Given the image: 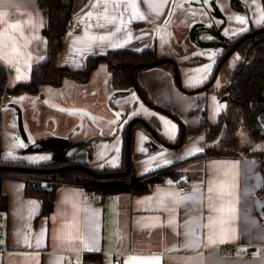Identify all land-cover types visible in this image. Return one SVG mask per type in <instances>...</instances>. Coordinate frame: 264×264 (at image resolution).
<instances>
[{
	"label": "crops",
	"instance_id": "crops-1",
	"mask_svg": "<svg viewBox=\"0 0 264 264\" xmlns=\"http://www.w3.org/2000/svg\"><path fill=\"white\" fill-rule=\"evenodd\" d=\"M42 1L0 0V63L7 68L15 67L6 72V88L29 81L33 64L47 55L49 12ZM188 1L192 5H203H198L199 0ZM60 2L71 4L72 21L63 33L65 36L62 35L63 47L56 54L55 63L71 69H83L89 58L123 48L137 53L152 50L159 57L186 62V53L192 52L193 31L200 26L209 31L212 22L217 24L218 12H223L222 6L205 9L203 11L210 16L213 13L212 22L210 18V22L190 25V28L177 22L172 29L169 27L172 25L171 16L178 8L174 5L175 0ZM184 3L185 0H180V4ZM74 24L80 25L78 32L71 30L70 26ZM167 40L176 48L168 49ZM99 64L85 81L98 73ZM159 65L138 67L136 72L135 78L142 85L147 99L176 114L185 115L191 107L200 109L197 105L202 100L200 94L193 96L180 91L172 73ZM107 68L110 71L108 65ZM191 71L185 68L182 73L180 70L182 80L183 76L190 78ZM106 81H109L110 90H103L104 93L98 86L82 91V97L101 93V103L109 100L108 106L116 111L119 120H116L113 132V152H116L117 160L98 170H119L131 118L134 121L130 153L135 175L168 166L172 162L170 151L165 149L168 146L161 143L162 139L155 138L145 125L148 123L158 134L155 126L161 121L155 114L158 112H149L147 119L142 112L147 110L139 104L140 101L146 103L133 86L116 89L111 71ZM68 96L72 103L73 95ZM98 97L81 103L92 105L99 100ZM75 104L74 107L72 104L65 106L67 110H88L80 103ZM132 105L138 106L139 110L130 113ZM186 119V125L194 128L202 118ZM104 136V133L95 135L87 130L83 137L67 138L69 143L66 146L74 142L86 143L74 154L78 152V159L81 154L89 155L86 159L91 165L89 161L99 145L97 143L95 147L94 141L99 142ZM0 142L2 159L8 163H20L18 158L5 156L1 137ZM205 145V131L191 134L181 148L179 160L197 156L198 159L191 161L195 162L192 169L177 170L175 177L153 182L147 189L121 186L88 191L81 185L60 184L54 188L52 201L45 205L41 198L26 194L24 180L4 177L0 190L7 204L6 213L0 218V264H71L70 257L79 258L80 252L86 257H95L93 259L99 264H111L114 258H118L120 264H264V177L260 159L243 153L202 157ZM66 146L62 148L65 155ZM183 180H191L192 184L180 190L178 184ZM41 187L51 189L52 185L43 181ZM90 192L99 196L88 197ZM225 245H231L234 254H223Z\"/></svg>",
	"mask_w": 264,
	"mask_h": 264
},
{
	"label": "rangeland",
	"instance_id": "rangeland-1",
	"mask_svg": "<svg viewBox=\"0 0 264 264\" xmlns=\"http://www.w3.org/2000/svg\"><path fill=\"white\" fill-rule=\"evenodd\" d=\"M249 3L250 5H252V8L242 11V9L239 10L238 8H234L231 0H199L198 5L203 4L202 6H197V4L192 5L188 0H185L184 5H182L180 4V0H175L174 5H176V8H178L177 10L175 9L174 14L172 15L174 17L171 16L172 25H170L169 27L172 29L175 28V24L178 22L179 24H187V28H190V25L193 26L210 22V18L212 22L213 13H211L210 16L203 10L210 8L212 9L217 6L219 8L220 6H222L223 11H225L226 13L222 12L223 14H220V17L224 16L227 18V20L222 21L218 17L217 26H221L223 28L222 33L225 36H232L235 33L246 29V27L248 26L247 16L249 15V13L256 10L260 11L261 5H263L262 0H250ZM237 17L244 18L245 23L241 24L237 20ZM251 19L256 24L261 22V18H259V15H257V17L253 16ZM212 23L216 24V22ZM203 37L208 39L209 35L203 34ZM191 40L193 41V39ZM192 45L193 47L190 51H192L191 53L194 54L193 61H199L197 65H201V63L203 64L206 57L208 59L212 58L211 55H213L214 53L212 54L209 45L205 46V48L203 47V49H200V47H198L196 43ZM166 46L171 50L173 49L171 47H175V45H171V42L169 40H167ZM179 64L182 73H184L182 62L180 61ZM202 68L204 69L205 65ZM203 71L204 70L202 69L196 68L190 78H188L189 76H183L182 84L190 89L199 88L201 86V83L207 77L206 72H204L203 74L201 73ZM109 73L110 71L107 68L106 62L102 61L99 64L98 73H95L94 77H91L89 81H75L71 78H65L61 85H52L49 83H46L44 85L42 84L37 94L21 92L19 94H15L11 99L7 98L5 102H2L0 104V137L5 144V156L9 158H18L20 160V163L42 164L58 157L59 152H62L61 149L66 146L67 138H79V136L83 137L85 136V131L89 130L91 133L93 131L95 135L97 133L106 134V136H104L101 141H94L95 147L97 146V143L99 145L97 147V151H95V156L89 161L91 165L95 169H98L101 168L102 165L112 164L115 159L117 160V157L115 156L116 152H113V147L115 148V146H113V132L115 130V127L117 126L116 120H118L116 111H112L110 106H108L109 100L107 101V103H101L102 100H100V98L103 96L101 93H99V95H96L95 93H89L88 96L82 97L84 95V93H82L84 89L90 90L95 86L102 88L101 90L103 93L105 90H110V86L108 84L109 81H106L107 77H109ZM196 81H200V84H195ZM220 82L221 80L220 78H218L213 86L215 87V85H219ZM69 94L73 95V101H75L76 103H80L82 107H85L88 110H67L65 104H72L73 107L76 106L75 102L72 101L71 103V100L68 101ZM199 94L202 98V100H200L201 102L197 103V105L200 106V109L191 107L189 111L185 112V115L177 112V117L182 119L184 122L185 119L189 117H196L197 119L207 117L210 121L218 123L220 121L222 109L226 106V101L223 99V96L220 97L215 91H212L211 88H205L191 95L196 96ZM97 96H99V100L92 102V105L86 106L87 104L81 103V101L87 102L90 101L91 98ZM124 100H126V98ZM139 104H141V106H143L147 110V113L142 111L143 115L147 119H149V112H158L155 113L157 114L159 119H161V121L155 124L158 134L162 135V140L169 143H176L179 135V122L176 119L171 118L164 111H154L150 107H147V105L141 101ZM18 106L20 107V110L22 112V119L26 136H24L19 130ZM77 106L80 105L77 104ZM138 110V106L132 105L130 113ZM72 113H77L79 115H72ZM130 113L127 114L130 115ZM132 119L133 118H131V120ZM186 121H188V119H186ZM173 125L175 126L174 135L171 134ZM236 133L238 134V142L240 146L248 145L251 142L247 135V132L241 127H237ZM45 135H52L50 137L60 139L62 138L64 140L62 143L57 145L40 148L33 147L34 143L37 141V138H44L46 137ZM92 137L93 139H95L94 136ZM190 137L191 134L186 132L185 140L181 146L175 148L165 147V149L169 150L171 154L170 159L172 162H170L169 164L176 162L180 163L178 170H181V172L190 171L192 169V166L195 164V162L192 163L191 161H193L194 159H198V157L191 155L188 158L185 157V159L181 158L182 160H179V157L182 154L181 148ZM200 144L203 147L204 143L201 142ZM40 157H47V159H39ZM184 161H188V163H183ZM1 224L2 221H0V225Z\"/></svg>",
	"mask_w": 264,
	"mask_h": 264
},
{
	"label": "trees",
	"instance_id": "trees-1",
	"mask_svg": "<svg viewBox=\"0 0 264 264\" xmlns=\"http://www.w3.org/2000/svg\"><path fill=\"white\" fill-rule=\"evenodd\" d=\"M42 3L49 12L47 55L43 60L33 64L29 81L19 82L12 88H6L7 73L4 66L0 63V95L4 90L12 95L21 92L37 94L40 85L46 83L60 85L64 78L85 81L88 79L91 71L101 61L106 62L111 71L113 86L116 89H126L133 85L129 73L130 67L134 63L152 61L159 57L152 50L137 53L128 48H123L109 51L105 55H97L89 58L83 69H71L67 66H59L55 63V58L58 51L63 47L62 35L72 21L71 4H62L60 0H43ZM255 36H260V34ZM171 66L170 64V68ZM143 92L145 93L144 90ZM260 93H262L264 97V76H259L258 73L250 74L247 84H245L241 77L234 89L235 100L232 102L233 106L223 112L218 123L210 122L208 119L202 118L196 127L187 129V133L189 134L205 131L206 145L202 157L236 155L241 153L257 156L260 159L261 171L264 177V126L260 125L257 120V108L252 109L250 105V101L256 100ZM238 126L247 132L251 141L248 145H239L238 134L236 133ZM61 151L59 155L63 154L62 156L58 155L55 159L42 164H14L8 163L2 159V146L0 142V165L8 166L5 169H0V184L4 177L22 179L26 183V194L28 196L33 195L41 198L46 205L52 201L54 197V188L60 184H77L85 187L88 191L115 189L121 186H136L138 188L147 189L153 182L162 181L167 177H175L178 172V167L180 166V164L176 162L144 175L136 176L131 162L129 173L120 177L122 182L111 186L90 185L89 181L94 179L95 176L82 167L65 168L60 171L52 172L24 171L11 167L12 165H27L54 168L69 164H81L93 168L87 161H79L73 158V156L70 158L65 157L63 149H61ZM125 166L126 161L125 156H123L121 166L118 167V169H125ZM102 171L107 170L103 169ZM43 181H48L47 183L52 185V188H42L41 183ZM6 204V197L0 190V218L6 213Z\"/></svg>",
	"mask_w": 264,
	"mask_h": 264
},
{
	"label": "flooded vegetation",
	"instance_id": "flooded-vegetation-1",
	"mask_svg": "<svg viewBox=\"0 0 264 264\" xmlns=\"http://www.w3.org/2000/svg\"><path fill=\"white\" fill-rule=\"evenodd\" d=\"M249 1L250 0L241 1V5L238 9L239 10L242 9V11H244V10H249L250 8H252V5H250ZM262 2H263V5H261L260 11L256 10L254 12H250L249 15L247 16L248 26L246 27V29H244L238 33H235L232 36H225L222 33L223 28L221 26H217V24H213V26H211V28H209V31L207 30V27H205V26H201V27L197 28V29H201V31L197 34L196 37H194V32L197 29H195L193 31V33H192V37L194 40L193 44L196 43V45H198V47H200V49H203V47L205 48V46L209 45L212 54L214 53L213 55H211L212 58H210V59H208L207 57L205 58V62L203 63L205 65L204 69L202 68L204 66L202 63H201V65L200 64L197 65L199 61H196V60L193 61L194 54L186 53L188 60L186 62L183 61V63H182L184 69L187 68V70H189V71L192 70L194 72V70L197 68V69H202V70H204L203 72L207 73V77L201 83L200 87L206 85L207 82L212 78L221 57L225 54L226 51H228L231 48V46L238 40V38L240 36H242L248 32H251V31H254L256 29L264 27V0H262ZM223 13H226V12L223 11ZM223 13L218 12L217 18L219 17V19H221L222 21H226L227 20L226 17H224V16L220 17V14H223ZM257 15H259V18H261V22H259L258 24L254 23L253 20L251 19L253 16L257 17ZM205 32H209L206 34V35H209L208 39L203 37V34H205ZM200 34H202V35H200ZM257 34H260V36H255ZM159 58H163V57H158L154 60H157ZM154 60H152V61H154ZM144 62H146V61H144ZM170 64L172 65L171 68H170ZM177 64H178V70L180 73V70H181L180 64L178 62H177ZM159 66L166 68L167 70H169V68H170L169 71L173 73L174 68H173V64L171 62L166 60V61L160 63ZM138 70H139L138 68L136 70H134L135 77H136V72ZM255 73H258L259 76H264V30L254 34L252 36L245 37L242 41H240L235 46V48L232 50V52L222 62L221 66L218 70L217 77L214 80V82L210 86L207 87V88H211L212 91H215L220 97L223 96V99L226 101V106L222 109L220 118L226 109L233 106L232 102L235 100L234 89L237 86L239 79L242 77L245 84H247L248 76L250 74H255ZM180 77H181V73H180ZM218 78H220L221 82L219 85H215V87H214L213 85L216 83V80ZM136 82L138 84V87H139L141 93L145 96V98H147L146 94L143 92L142 85L137 80H136ZM181 82H182V77H181ZM132 86L138 92V90L134 86V84ZM261 99H262L263 103L261 102ZM149 101L152 104L156 105L151 100H149ZM250 105H251L252 109L257 108V120H258L260 125H263L264 124V97H263V94L260 93V95H258L256 100H251ZM162 109H164V108H162ZM172 113H174V112L172 111ZM174 114L177 116L176 113H174ZM203 119H208V118L206 117ZM137 121H140V120H137ZM145 125H146V127H148V130L154 135L155 138L161 139V136L156 133V131L152 128V126H150L148 123H146ZM184 128L185 129H184V134H183V142L185 140V134L187 132V129L190 127L188 125H186V123L184 122ZM179 138H180V124H179V135H178V139L176 142L179 141ZM130 141L128 143V152L130 154V168H131ZM83 150H85V149H83ZM126 151H127V139L125 137V146H124V155H123V156H125V161H126ZM77 155H78V152L73 155V158H75L79 161H84V162H86L87 161L86 158L89 157V155H86V156L83 155L82 156V154H81L79 156L80 158L78 159ZM68 158H70V157H68ZM82 158H85L86 160L82 159ZM71 165H74V164H71ZM75 165H79V164H75ZM66 166H70V164L66 165ZM125 169H126V166H125ZM125 169L120 168L118 171H124ZM97 171H99V170L97 169L95 172L96 173H99V172L107 173L105 171H101V169L99 172H97ZM111 172H115V171H111ZM46 182H48V181H46Z\"/></svg>",
	"mask_w": 264,
	"mask_h": 264
},
{
	"label": "water",
	"instance_id": "water-1",
	"mask_svg": "<svg viewBox=\"0 0 264 264\" xmlns=\"http://www.w3.org/2000/svg\"><path fill=\"white\" fill-rule=\"evenodd\" d=\"M232 5L234 6V8H239L240 6L238 5L239 0H231ZM263 28H259L256 29L254 31L248 32L242 36H240L238 38V40L231 46V48L225 52V54L221 57L215 72L212 76V78L207 82L206 85L199 87L197 89H190L185 87L182 82H181V77H180V73L178 70V64L176 62V60L172 57H163V58H159L157 60L154 61H146V62H138V63H134L131 68H130V78L134 84V86L137 88L139 95L141 96V99L144 100V102L149 105L152 108H157V109H162L161 107L155 106L153 105L147 98H145V96L141 93L138 84L136 82L135 79V74H134V70L138 67H144V66H157L160 63L164 62V61H169L173 64V76L176 82V86L178 87V89L180 91H182L185 94H193L196 93L197 91H201L205 88H207L208 86H210L214 80L217 77V73L218 70L222 64V62L226 59V57L232 52V50L235 48V46L242 41L245 37H249L252 36L260 31H263ZM201 31V29H197L194 32V37L197 36V34ZM162 111H164L165 113H167L171 118L176 119L179 124H180V138L179 141L176 143H169L166 142L164 140H161V143L164 144L165 146L171 147V148H175V147H179L183 144V134H184V122L182 119L178 118L174 113L166 110V109H162ZM134 120L130 121L127 125V130H126V139H127V151H126V169L124 171H115V172H107V173H96L93 169L87 167V166H83V165H70V166H62V167H54V168H47V167H36V166H27V165H12L11 167L15 168V169H20V170H24V171H34V172H52V171H60L63 170L65 168H75V167H82L85 170H88L89 172L93 173L95 178L89 181L90 185H94V186H111V185H116L122 182V180L119 178L123 175H126L129 173L130 171V154L128 152V143L130 141L131 138V125L132 122ZM18 126H19V130L20 132L26 136V132L24 129V124H23V119H22V112L20 110V107L18 106ZM264 126V124H263ZM64 139H60V138H55V137H48V138H44V139H40L37 140L33 147L35 148H40V147H48V146H52V145H57L63 142ZM86 143L84 142H74L71 143L70 145L66 146L67 152H66V156L67 157H71L78 149H80L81 147L85 146ZM7 165H0V169H5L7 168Z\"/></svg>",
	"mask_w": 264,
	"mask_h": 264
},
{
	"label": "built area",
	"instance_id": "built-area-1",
	"mask_svg": "<svg viewBox=\"0 0 264 264\" xmlns=\"http://www.w3.org/2000/svg\"><path fill=\"white\" fill-rule=\"evenodd\" d=\"M71 30L72 31H75V32H78L79 29H80V25L79 24H74L72 26H70ZM65 35L63 34V37ZM5 67V66H4ZM15 67L14 66H10V68H7L5 67V70L6 72L8 70H14ZM12 97V94L7 92L6 90H4V92L0 95V102L3 101L5 98H10ZM192 184V181L191 180H183L181 181L179 184H178V188L180 190H184L188 187H190ZM87 196L88 197H98L99 194L98 193H93V192H90V193H87ZM1 231V230H0ZM234 249L231 245H225V249L223 251V254H234ZM80 257L79 258H76V257H70V263L71 264H99L96 260H94L93 258H89V257H86L85 253L84 252H80ZM111 264H120V260L118 258H114L111 262Z\"/></svg>",
	"mask_w": 264,
	"mask_h": 264
},
{
	"label": "snow or ice",
	"instance_id": "snow-or-ice-1",
	"mask_svg": "<svg viewBox=\"0 0 264 264\" xmlns=\"http://www.w3.org/2000/svg\"><path fill=\"white\" fill-rule=\"evenodd\" d=\"M133 7H135V5H133ZM89 15H91V13H89ZM136 17L135 16H133V19H135ZM140 19H143V16H140L139 17ZM237 20L241 23V24H243V23H245V20H244V18H242V17H237ZM200 81H196V83H199ZM165 123H167V122H165ZM174 125L172 126V130H171V134H173L174 135ZM197 151H199V149H196ZM117 151H118V149H117ZM39 159H47V157H40Z\"/></svg>",
	"mask_w": 264,
	"mask_h": 264
}]
</instances>
